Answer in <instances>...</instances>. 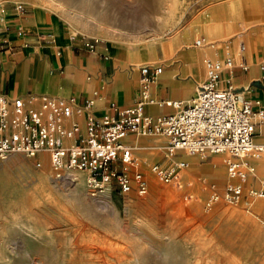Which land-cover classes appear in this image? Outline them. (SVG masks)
<instances>
[{
  "label": "rangeland",
  "instance_id": "obj_1",
  "mask_svg": "<svg viewBox=\"0 0 264 264\" xmlns=\"http://www.w3.org/2000/svg\"><path fill=\"white\" fill-rule=\"evenodd\" d=\"M17 3L56 17L76 39L99 38L100 52L121 57L136 73L140 64L165 67L174 61L172 50L163 52L153 41L158 36L174 39L186 32L174 53L210 49L194 46L200 37L215 46L234 39L236 51L249 8L264 7V0H0V10L7 17L17 15ZM35 13L39 18L40 11ZM205 29L220 33L209 37ZM106 36L127 45L112 40L113 52ZM43 42L39 35L32 45ZM140 43H155V52L132 61ZM204 57L200 54L198 84ZM181 154L189 166L191 159L226 156ZM225 159L219 161L224 178L216 184L218 192L227 181ZM156 162L139 168L148 181L147 193L139 196L134 188L126 194L115 188L98 191L85 170L55 179L47 160L37 167L35 159L20 153L0 156V264H264V199L236 205L219 201L208 208L213 190L187 198L186 183L176 188L152 174ZM252 162L257 177L249 178L248 188L264 179L258 168L264 157Z\"/></svg>",
  "mask_w": 264,
  "mask_h": 264
},
{
  "label": "built area",
  "instance_id": "obj_2",
  "mask_svg": "<svg viewBox=\"0 0 264 264\" xmlns=\"http://www.w3.org/2000/svg\"><path fill=\"white\" fill-rule=\"evenodd\" d=\"M14 8L18 13H26L22 3ZM4 12L2 8L0 26L5 23ZM100 43L99 38H83L91 53L96 52ZM206 44L202 37L194 41L195 47ZM244 50L245 46L240 45V52ZM203 64L205 78L187 103L158 102L152 98L150 89L163 72L157 64L140 65L139 90L131 106L111 104L99 115L92 111V100L74 109L70 102L48 94L24 99L0 93V156L20 153L35 159L37 167L43 165L45 158L55 179L64 178L71 171L85 170L98 191L115 188L126 194L134 188L143 196L148 181L138 169L129 172L135 163L125 138L159 135L167 141L163 147L165 159L161 164L154 163L150 170L163 183L172 182L186 167L182 152L202 156L226 154L227 181L221 192L210 195L206 207L219 201L236 205L243 200L248 204L264 199V179L257 186L246 187L249 178L256 177L252 161L264 157V144L254 140L264 127V101L244 97L230 77H223L224 73L231 76L236 67L232 58L204 59ZM152 104L169 106L176 112L147 115L145 107Z\"/></svg>",
  "mask_w": 264,
  "mask_h": 264
},
{
  "label": "crops",
  "instance_id": "obj_3",
  "mask_svg": "<svg viewBox=\"0 0 264 264\" xmlns=\"http://www.w3.org/2000/svg\"><path fill=\"white\" fill-rule=\"evenodd\" d=\"M36 9L41 13L39 18L35 16ZM36 9L21 15L11 13L8 17L4 13V25L9 28L6 30L4 25L0 26V44L3 43L0 45V93L24 99L48 94L70 102L74 109L92 100V111L97 115L104 113L111 104L129 107L134 103L139 90V67L142 64L136 73L129 69L128 63L121 57L110 55L107 58L100 52L103 41L97 46L96 52H89L83 44L84 37L74 38L68 29L61 27L56 17ZM245 27L242 33H246L240 34L236 51L234 39L228 42L218 40L215 46L214 42L202 37L208 43L205 46L211 47H206L209 50L173 52L174 61L165 67L160 63H144L163 67L157 83L150 89L152 98L158 102H189L200 85L202 68L199 58L203 54V68L204 59L232 58L236 67L231 76L224 73L223 77H230L232 84L244 97L264 101V69L261 68L264 66V7L249 8ZM219 33L218 30L214 31V36ZM39 35L43 36V44L32 45ZM109 39L118 40L121 46L127 45L119 39L106 36V41ZM240 45L245 46L242 52ZM210 53L222 57H208ZM171 109L169 106L152 104L145 107V113L155 117L173 113ZM254 140L264 144V127L260 128ZM125 143L131 147L135 168L139 171L154 161L160 164L164 162L163 147L167 143L164 137L128 135ZM226 156L211 157L204 162L191 159L190 166L188 163L186 169L176 175L174 186L177 188L186 183V191L190 193L187 198L190 196L192 200L197 198L194 193L205 196L211 190L218 191L216 184L219 185L224 178V168L219 161ZM258 168L264 171V164ZM120 169L123 167L120 166Z\"/></svg>",
  "mask_w": 264,
  "mask_h": 264
},
{
  "label": "bare ground",
  "instance_id": "obj_4",
  "mask_svg": "<svg viewBox=\"0 0 264 264\" xmlns=\"http://www.w3.org/2000/svg\"><path fill=\"white\" fill-rule=\"evenodd\" d=\"M214 31L215 30H213V29H211V30L207 29L205 31V34L209 37H212V36H214ZM161 35H164V32H161ZM183 36H186V32H183L179 38H174V39L170 38L169 39V38H163V36H158V37H154L153 41L156 43H159L160 48L163 52H169L170 50H172V53H173V52L177 51V49L181 46V43H179V40ZM108 43L110 46H112L111 50L113 52H115L114 47H113L114 42L111 39H109ZM154 44L155 43H153V44L152 43H145V44L140 43L139 47L137 49H135L136 53L132 56V58H133L132 61L139 58V56H141V57L145 56L146 57L145 53H148L151 56V54L153 52H155L154 47H153ZM75 172H78V171H71V172L67 173L66 175H64V178L66 177L65 179H67L69 176L77 177V174H74ZM104 193L108 194L109 192H104ZM99 194H103V193L100 192ZM104 200H105L104 201L105 204L109 205L108 197H105Z\"/></svg>",
  "mask_w": 264,
  "mask_h": 264
}]
</instances>
